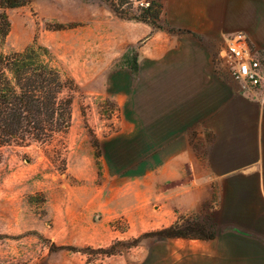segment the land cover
Masks as SVG:
<instances>
[{
	"label": "rangeland",
	"instance_id": "374dc122",
	"mask_svg": "<svg viewBox=\"0 0 264 264\" xmlns=\"http://www.w3.org/2000/svg\"><path fill=\"white\" fill-rule=\"evenodd\" d=\"M111 1L132 18L146 3L31 0L6 10L1 51L46 48L71 87L72 106L69 128L51 142L0 148V264H264V182L239 176L207 191L167 184L162 198L155 162L140 160L148 139L155 152L164 115L175 122L177 106L192 100L182 93L204 90L162 88L174 75L164 77L154 56L185 34L200 38L186 24L196 17L182 4L192 0H163L159 29L115 15ZM221 44L213 73L231 94L241 88L219 58ZM98 194L116 198L110 212L95 205ZM170 226L186 236L160 234ZM204 234L213 238H198Z\"/></svg>",
	"mask_w": 264,
	"mask_h": 264
},
{
	"label": "crops",
	"instance_id": "0c3cea01",
	"mask_svg": "<svg viewBox=\"0 0 264 264\" xmlns=\"http://www.w3.org/2000/svg\"><path fill=\"white\" fill-rule=\"evenodd\" d=\"M182 5L190 9L191 17H196L186 24L200 38L185 34L177 46L175 43L176 47L164 46L163 53L154 55L163 76L166 72L174 75V80L162 79V88L184 90L203 86L204 90L180 91L192 96V100L177 106L175 122H170V115H164L166 119L158 129L155 152L151 149L155 144L148 139V147L141 150V163L153 166L155 162L162 198L167 184H178L181 188L183 184L203 185L207 191L212 184L220 185L239 176L263 184L264 1L192 0ZM249 19L253 24H249ZM199 23L210 24L206 27L211 26V33L199 32ZM236 33H242L249 41L248 46L260 64L261 79L256 87L230 94L227 83L214 75L212 62L221 40L222 48L224 39ZM139 126L142 136L149 138L142 122ZM150 149L151 154L145 155ZM84 160L91 165V157ZM206 198L201 195L199 199ZM115 200L100 194L93 196L95 205L103 213L110 212L116 205Z\"/></svg>",
	"mask_w": 264,
	"mask_h": 264
},
{
	"label": "trees",
	"instance_id": "16d2710c",
	"mask_svg": "<svg viewBox=\"0 0 264 264\" xmlns=\"http://www.w3.org/2000/svg\"><path fill=\"white\" fill-rule=\"evenodd\" d=\"M31 0H0V43L9 32L7 9L29 4ZM139 17L132 18L120 11L111 1L112 12L125 19H133L159 29L163 0H145ZM127 56V55H126ZM132 73L138 64L133 57L128 63ZM66 79L53 63L44 47L30 45L20 52L3 53L0 49V148L46 144L67 131L71 121L72 97ZM170 226L160 234L178 238L186 235ZM212 239V235L199 236Z\"/></svg>",
	"mask_w": 264,
	"mask_h": 264
},
{
	"label": "built area",
	"instance_id": "2783aa9c",
	"mask_svg": "<svg viewBox=\"0 0 264 264\" xmlns=\"http://www.w3.org/2000/svg\"><path fill=\"white\" fill-rule=\"evenodd\" d=\"M219 58L223 61L231 78L239 84L241 90L259 85L260 64L242 33L232 34L224 39V44L219 51Z\"/></svg>",
	"mask_w": 264,
	"mask_h": 264
}]
</instances>
